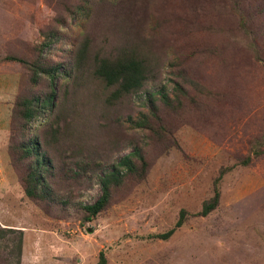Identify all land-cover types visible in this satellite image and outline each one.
<instances>
[{
  "label": "rangeland",
  "instance_id": "rangeland-1",
  "mask_svg": "<svg viewBox=\"0 0 264 264\" xmlns=\"http://www.w3.org/2000/svg\"><path fill=\"white\" fill-rule=\"evenodd\" d=\"M77 7L86 18L77 16ZM119 13L130 14L125 24ZM49 32L58 41L44 56L62 63V72L74 45L87 36L91 54L114 53L131 32L157 76L147 91L165 86L172 97L177 72L192 82L184 85L181 105L159 104L155 121L164 135L147 145L146 133L127 120L128 113L135 118L143 111L142 98L127 97L110 108L113 118L122 114L112 132L123 145L103 158V167L110 170L134 146L152 167L132 190L115 191L91 222L84 221L82 207L100 197L102 172L87 175L71 203L57 205L25 197L20 176L27 163L22 171L12 166L19 155L10 148L17 96L50 88L45 77L34 87L22 84L21 67L3 58ZM54 83L60 106L67 84L62 77ZM96 85L70 89L86 106L71 135L91 139L94 148L107 138ZM39 123H30L25 135L42 142ZM65 154L63 170H76L69 162L73 151ZM220 175L218 206L195 216L214 196ZM65 176L50 178L58 201L69 196ZM181 210L187 213L182 227L168 239H150L174 227ZM19 251L20 264H97L99 253L107 264H264V0H121L114 10L110 0H0V264H16Z\"/></svg>",
  "mask_w": 264,
  "mask_h": 264
},
{
  "label": "trees",
  "instance_id": "trees-1",
  "mask_svg": "<svg viewBox=\"0 0 264 264\" xmlns=\"http://www.w3.org/2000/svg\"><path fill=\"white\" fill-rule=\"evenodd\" d=\"M82 1L84 2V0ZM120 2L121 0H110L112 9L114 10ZM77 12L78 17L84 16L86 18L83 9L79 11V7H77ZM117 15L122 24H125L130 18L128 13ZM126 29L132 28L127 25ZM134 35L135 33L131 32L127 34L128 40L125 41L124 46L118 47L114 53L97 52L94 54L89 52L90 42L87 36L74 45L69 58L65 61L67 67L64 68L63 72L61 71L62 63L58 61L48 62L44 56V52L48 51L50 46L58 41L57 33L49 32L43 36L40 42L30 48H24L21 53L14 52V55H6L3 58V61L15 63L21 67L25 73L22 84L29 82L34 87L40 78L45 77L50 88L49 92L42 95L17 96V110L14 113L15 125L11 131V136L16 141L14 144H10V148L14 153L19 154L14 156L12 160L13 169L22 171V165L27 163L26 169L20 176V181L24 195L28 199L34 202L67 205L68 202L71 203V200L77 197L76 191L85 187L83 181H88L87 175L95 176L98 172H102L101 176L97 175L101 188L100 197L92 205L82 207L86 213L84 221L91 222L108 208L115 191L129 188L132 190L149 173L152 164L146 161L144 150L138 146H134L133 152L125 155L117 163L110 164V170L103 167V158H111L114 152L122 149L123 145V143L117 142L115 130L114 136L112 132V128L114 129L121 124L122 114L118 118H113L110 108L127 97L142 98L140 106L143 111H139L135 118L128 113L127 120L132 129L146 133L145 145H147L152 142L153 136L162 138L164 135L163 128L160 125L157 126L155 121L160 109L159 104L171 108L172 102L175 101L178 106L181 105L180 100L186 95L185 89L187 87L184 85H191L192 82L188 79L186 82L187 77L185 78L177 72V77L172 81L174 84L172 97H170L165 86H161L159 90L154 92L147 91V83L156 81L157 76L154 73V68L150 65L149 56L148 58L144 57V51L134 45L132 39ZM59 77L65 80L67 87L64 86L65 92L62 95L60 106H57L53 100L56 92L54 82ZM88 82L97 84L96 87L99 90L97 93L103 97L101 102L104 110L102 118L105 120L107 130V138L95 148L92 146L93 141L91 139H81L71 135V130L74 129L73 120L77 118L78 114L83 113L80 107L86 106L75 102L76 99L73 96L75 92L70 89L85 85ZM68 94L73 97V102L69 99ZM97 104L98 101H95L91 107ZM56 107L57 109H55ZM38 120H40L41 129L45 130L42 142L25 135L27 126ZM85 129L89 130L90 128ZM69 149L74 154L70 156L69 162L75 166L76 170L70 168L64 171L62 165L67 167L68 164H66L67 161H63L62 156H65V151ZM56 172L67 176V188L72 186L69 190L66 188L69 194L66 200L58 201L57 198H61L51 188L50 178ZM221 175L215 181L214 196L204 202L201 211L195 213V216L205 217L218 206L220 193L217 182L221 179ZM186 220L187 213L181 210L174 227L161 235H152L150 239L158 237L168 239L177 228L183 226ZM20 252L16 264H20ZM97 264H107L103 253H99Z\"/></svg>",
  "mask_w": 264,
  "mask_h": 264
}]
</instances>
